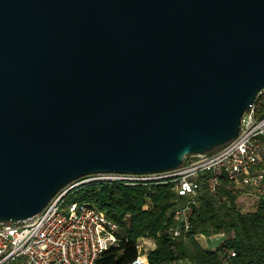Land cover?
I'll list each match as a JSON object with an SVG mask.
<instances>
[{
    "label": "water",
    "instance_id": "obj_1",
    "mask_svg": "<svg viewBox=\"0 0 264 264\" xmlns=\"http://www.w3.org/2000/svg\"><path fill=\"white\" fill-rule=\"evenodd\" d=\"M263 92L264 0H0V222L214 151Z\"/></svg>",
    "mask_w": 264,
    "mask_h": 264
},
{
    "label": "built area",
    "instance_id": "obj_2",
    "mask_svg": "<svg viewBox=\"0 0 264 264\" xmlns=\"http://www.w3.org/2000/svg\"><path fill=\"white\" fill-rule=\"evenodd\" d=\"M263 158L264 114L258 115L253 104L237 137L214 151L190 156L183 165L167 171L89 174L63 186L36 215L16 223L0 222V264H95L118 242L120 227L99 207L77 197L83 185L170 183L177 195L187 199L173 215L188 229L192 205L203 185L216 191L226 178L262 194L264 169L259 164ZM170 230L180 234L179 228ZM150 240L138 238V255L130 264H150Z\"/></svg>",
    "mask_w": 264,
    "mask_h": 264
},
{
    "label": "trees",
    "instance_id": "obj_3",
    "mask_svg": "<svg viewBox=\"0 0 264 264\" xmlns=\"http://www.w3.org/2000/svg\"><path fill=\"white\" fill-rule=\"evenodd\" d=\"M254 104L257 114L263 115L264 92ZM259 168L264 169V158ZM262 187V194L253 189L256 197L247 206L238 202L239 188L226 178L216 191L203 185L192 205L188 229L173 215L187 199L177 195L170 183L88 184L76 194L120 227L118 242L95 264H130L138 255L140 237L155 242L148 252L150 264H264V183ZM170 227L179 228L180 234L174 235ZM197 235L218 240L203 247Z\"/></svg>",
    "mask_w": 264,
    "mask_h": 264
},
{
    "label": "rangeland",
    "instance_id": "obj_4",
    "mask_svg": "<svg viewBox=\"0 0 264 264\" xmlns=\"http://www.w3.org/2000/svg\"><path fill=\"white\" fill-rule=\"evenodd\" d=\"M237 187L239 188L238 202L240 204L244 203L248 206V204H250L252 200H254V198L256 197L254 190L250 187L241 185H238ZM217 240L218 238H215L213 240L208 239L207 245H215V241Z\"/></svg>",
    "mask_w": 264,
    "mask_h": 264
},
{
    "label": "crops",
    "instance_id": "obj_5",
    "mask_svg": "<svg viewBox=\"0 0 264 264\" xmlns=\"http://www.w3.org/2000/svg\"><path fill=\"white\" fill-rule=\"evenodd\" d=\"M197 240L199 241V243L203 246V247H207V241L208 238L204 235H197L196 236ZM151 246L154 247L155 246V242L153 239L150 240Z\"/></svg>",
    "mask_w": 264,
    "mask_h": 264
}]
</instances>
